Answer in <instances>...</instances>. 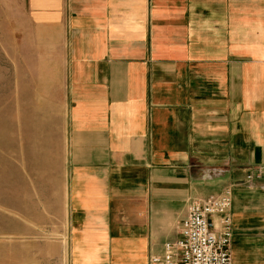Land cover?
<instances>
[{"label":"crops","instance_id":"1","mask_svg":"<svg viewBox=\"0 0 264 264\" xmlns=\"http://www.w3.org/2000/svg\"><path fill=\"white\" fill-rule=\"evenodd\" d=\"M13 3L59 33L33 140L60 176V264H148L226 189L232 264H264V0Z\"/></svg>","mask_w":264,"mask_h":264},{"label":"rangeland","instance_id":"2","mask_svg":"<svg viewBox=\"0 0 264 264\" xmlns=\"http://www.w3.org/2000/svg\"><path fill=\"white\" fill-rule=\"evenodd\" d=\"M34 27L22 8L0 0V264H60L56 243L67 231L49 223L60 211L49 183L57 188L60 176L42 171V145L33 140L60 63L59 33Z\"/></svg>","mask_w":264,"mask_h":264},{"label":"built area","instance_id":"3","mask_svg":"<svg viewBox=\"0 0 264 264\" xmlns=\"http://www.w3.org/2000/svg\"><path fill=\"white\" fill-rule=\"evenodd\" d=\"M264 174V167L257 176ZM253 175L248 176V180ZM232 205L230 189L205 198L192 199L180 227L181 238L164 244V251L151 255L148 264H232ZM220 216V226H212L210 217Z\"/></svg>","mask_w":264,"mask_h":264}]
</instances>
